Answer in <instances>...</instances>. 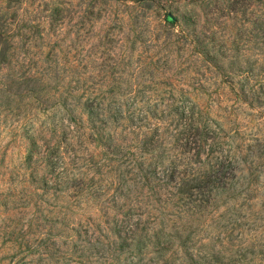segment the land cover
<instances>
[{"label":"rangeland","instance_id":"374dc122","mask_svg":"<svg viewBox=\"0 0 264 264\" xmlns=\"http://www.w3.org/2000/svg\"><path fill=\"white\" fill-rule=\"evenodd\" d=\"M178 12L186 36L169 24ZM90 93L165 108L170 131L188 106L239 167L233 195L203 212L185 194L164 212L187 239L172 252L123 253L109 231V204L168 207L139 195V158L113 147L127 123L93 125L80 106L66 130L64 102ZM45 128L35 147L29 131ZM47 144L70 187L43 182L46 158L34 173L32 154L57 156ZM60 205L73 215L62 223ZM209 254L264 264V0H0V264H215Z\"/></svg>","mask_w":264,"mask_h":264},{"label":"trees","instance_id":"16d2710c","mask_svg":"<svg viewBox=\"0 0 264 264\" xmlns=\"http://www.w3.org/2000/svg\"><path fill=\"white\" fill-rule=\"evenodd\" d=\"M254 1L250 0L251 3ZM163 11L167 16L174 14L172 9L163 8ZM175 21V23H169L171 28L175 31L179 30V33L186 36V16L178 12ZM70 98L73 103L64 102L63 123L64 125L67 123L66 130L71 134L74 133V125L70 124L73 120L67 116L70 114L75 117L76 107L80 106L86 110L93 125L99 123L107 125L112 121L116 126L127 123L129 128L133 129L129 131L132 137H123V143L127 142L124 146L115 144L113 147H121L126 151L133 150L136 153L133 154L139 158L136 161L140 183L139 195L143 197L148 190L152 191L157 200L168 207L158 212L154 206L140 201L134 206L121 205L118 207L109 204L105 207L101 211L102 216L106 218L105 223L109 231L120 241L121 252L133 249L140 253L172 252L176 247L185 244L187 239L183 237L182 227L174 222L178 219L171 220L168 217H173V214L164 213L165 211L179 208L178 204L182 199L180 197L185 194L196 197L193 202H200V205L196 206H199L203 212L208 209L207 206L211 202H215L217 197L233 195L231 192L237 184L235 181L240 172L239 167L233 157L223 155L219 147L220 143L215 151V136H213L215 130L201 125L194 112L189 111L188 106L182 113L174 111L173 119H177V123H174V126L170 124L173 127L170 131L164 125L165 119L168 118L167 110L157 105H149L147 109L137 113L136 108H131V104L129 107L126 106V109L124 108L118 93L69 95ZM185 118H189L190 121L185 123ZM150 119L156 123L150 122ZM77 121L81 122V120ZM29 132L33 141H36L34 142L35 147H39L38 142L43 143L42 146L46 144L47 137L50 139L52 135L48 128L41 132L31 129ZM47 148L56 151L57 156L41 155L35 159L32 154L30 160L36 165L34 173L39 175L40 171H44L40 169L39 162L46 158L45 165L48 171L42 172L43 182L49 185L50 175L59 181L56 191H59L58 188L61 187H70L72 183L66 175L64 158L60 156V150L48 144ZM36 154L39 153L36 152ZM155 181H158L160 185L152 188ZM61 193L64 192L61 190ZM68 210V207L59 206L57 220L59 223L73 216L72 213H67ZM209 256L215 258V264H236L238 262L221 255L209 254Z\"/></svg>","mask_w":264,"mask_h":264}]
</instances>
